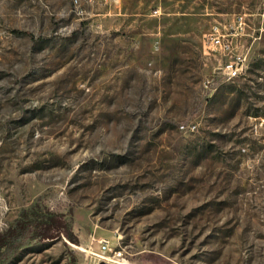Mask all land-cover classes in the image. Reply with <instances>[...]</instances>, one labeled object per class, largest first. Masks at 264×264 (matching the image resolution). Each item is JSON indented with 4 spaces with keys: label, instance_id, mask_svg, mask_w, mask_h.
Returning a JSON list of instances; mask_svg holds the SVG:
<instances>
[{
    "label": "rangeland",
    "instance_id": "obj_1",
    "mask_svg": "<svg viewBox=\"0 0 264 264\" xmlns=\"http://www.w3.org/2000/svg\"><path fill=\"white\" fill-rule=\"evenodd\" d=\"M240 17L229 80L202 37ZM92 235L264 264V0H0V264H88Z\"/></svg>",
    "mask_w": 264,
    "mask_h": 264
},
{
    "label": "built area",
    "instance_id": "obj_2",
    "mask_svg": "<svg viewBox=\"0 0 264 264\" xmlns=\"http://www.w3.org/2000/svg\"><path fill=\"white\" fill-rule=\"evenodd\" d=\"M245 21L242 17L235 18L232 21H217L212 25L209 31L203 33L202 51L205 55L229 57L226 63H222L219 67L221 76L227 79H234L244 75V69L248 68V60L244 52L235 51V46L241 35L244 34ZM97 244L99 251L93 249V245ZM91 260L88 264H122L120 257L121 251H114L110 243L105 238H99L92 235L91 242L84 249Z\"/></svg>",
    "mask_w": 264,
    "mask_h": 264
},
{
    "label": "bare ground",
    "instance_id": "obj_3",
    "mask_svg": "<svg viewBox=\"0 0 264 264\" xmlns=\"http://www.w3.org/2000/svg\"><path fill=\"white\" fill-rule=\"evenodd\" d=\"M246 71H247V68H246V69H244V74L246 73Z\"/></svg>",
    "mask_w": 264,
    "mask_h": 264
}]
</instances>
